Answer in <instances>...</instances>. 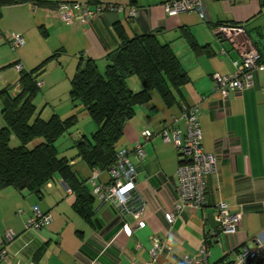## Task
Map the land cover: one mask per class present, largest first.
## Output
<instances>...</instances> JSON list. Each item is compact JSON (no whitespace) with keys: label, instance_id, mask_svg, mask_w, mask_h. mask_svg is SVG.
Returning a JSON list of instances; mask_svg holds the SVG:
<instances>
[{"label":"crops","instance_id":"crops-1","mask_svg":"<svg viewBox=\"0 0 264 264\" xmlns=\"http://www.w3.org/2000/svg\"><path fill=\"white\" fill-rule=\"evenodd\" d=\"M42 1H51L54 5L31 2L0 8V70L5 68L1 73L8 71L16 83L19 71L17 75L12 63L29 70L60 51L46 64L40 77L42 97L47 103L54 98L69 99V90H65L70 89V79L80 58L94 59L103 71L104 56L123 40L154 33L161 43L170 45L187 81L180 88H171L173 99L169 103L159 91L152 90L150 99L139 105L125 123L118 146L131 150L142 130L158 133L174 118H177L174 127L183 134L185 122L179 119L180 104H197L202 147L217 155L218 172L205 176L206 205L183 206L175 212L173 222H168L164 212L179 203L176 170L180 157L172 142L154 136L145 144L142 157L134 153L128 157L137 171L136 193L146 203L140 217L145 226L137 228L138 219L131 212L135 203L122 211L93 192L88 180L92 169L76 157L74 142L81 136L90 137L96 128L91 119L82 126L84 130L77 124L60 137L63 142L65 136L71 141V158L66 157L76 178L66 181L56 175L38 192L18 191L10 186L0 188V241L5 231L15 233L8 243L10 257L35 264H142L150 258L148 249L152 238L170 236V251L160 256L158 264L182 263L185 255L197 253L204 238L209 255L202 264H214L257 235L264 236V71L255 72L253 85L241 95L231 96L226 115L215 109L220 96L212 77L213 73L232 74L234 62L240 61L242 52L248 49L257 51L264 61V9L260 0H204L208 18L205 21L193 10L167 15L162 8L166 0ZM72 1L92 9L103 4L135 7L137 13L129 17L126 9L105 11L90 23H67L61 13ZM219 25L230 28L225 32L216 31ZM11 34H19L24 39V45L18 47L21 50L14 56L1 46ZM193 41L206 48L195 49ZM128 82L134 89L141 88L136 76ZM14 87L17 92V86ZM43 111H40L41 117ZM56 111L53 113L60 118L67 117ZM82 112L83 116L87 114ZM231 150L234 154L228 157L226 154ZM108 181L109 174L102 172L99 182ZM83 194L88 201V218L75 205L77 197ZM79 200L82 202V197ZM221 200L232 211L243 209V214L233 235L220 234V241L214 242L209 235L215 228V206ZM34 205L49 212L51 221L40 230H26L24 222L32 215Z\"/></svg>","mask_w":264,"mask_h":264},{"label":"trees","instance_id":"trees-1","mask_svg":"<svg viewBox=\"0 0 264 264\" xmlns=\"http://www.w3.org/2000/svg\"><path fill=\"white\" fill-rule=\"evenodd\" d=\"M31 2L54 5L42 0H0V8ZM260 3L264 9V0ZM192 45L199 51L206 48L199 47L195 41ZM59 54L60 51L54 52L29 70L22 68L17 82L0 90L3 122L0 125V188L10 186L18 191L38 192L56 175L66 181L76 178L70 160L59 156L56 141L77 124L81 111L91 116L96 129L90 137L81 136L74 142L76 157L91 169L96 167L106 172L120 149L118 142L125 123L139 105L150 99V92L159 91L169 103L173 99L171 88H180L187 81L168 43H161L154 33L136 35L126 38L104 56L103 71L94 59L80 58L70 79L72 113L66 118L53 113L45 119L37 112L33 99L42 87L38 81L46 64ZM132 76L138 78L140 89L129 85ZM14 86L18 90L12 94L10 90ZM86 198L84 194L78 196L75 205L88 218ZM224 258L214 264H220Z\"/></svg>","mask_w":264,"mask_h":264},{"label":"built area","instance_id":"built-area-1","mask_svg":"<svg viewBox=\"0 0 264 264\" xmlns=\"http://www.w3.org/2000/svg\"><path fill=\"white\" fill-rule=\"evenodd\" d=\"M163 11L169 15H177L181 12L193 10L198 17L207 20L204 0H166L162 3ZM126 7L117 4H103L95 8H90L84 3L72 1L66 4L65 10L61 13V18L67 23L77 21L79 23H90L98 19L105 11H123ZM127 10L129 17L136 16L137 9L129 7ZM230 27L219 25L216 31L225 32ZM8 42L12 48H18L24 45V39L19 34H11ZM14 68L20 71L23 67L16 63ZM234 72L232 74L220 75L213 73L212 77L215 83V91L219 93L220 101L215 109L220 114L226 115L228 112V102L232 95H241L245 89L253 85L254 74L258 69L264 71V61H261L260 55L254 49H248L242 52L241 60L234 62ZM42 86L43 82L38 81ZM264 90V87H262ZM179 119L185 122V132L182 134L179 128H175L173 122L165 123L158 133L150 130H142L140 138L134 147L129 150L120 148L117 151L116 159L107 169L110 179L106 183L99 182V176L103 172L99 168H92L88 180L93 185V192L103 201L113 204L120 210L130 209V205L135 203L131 210L134 217L138 219L137 228L145 226V222L140 219L143 214L146 203L141 201L135 188V177L137 174L135 166L130 162L129 155L134 153L137 157H142L145 153L144 146L154 136L159 135L163 141L172 142L175 145L180 161L176 170L179 192V203L175 204L170 210L164 212L168 222H173L175 212L183 206L200 208L207 203V188L205 176L216 174L218 172V157L214 152H206L202 147V134L199 123V108L197 104H180ZM233 150L227 152L228 157H232ZM141 201V202H139ZM243 214V209L232 211L227 202L221 200L215 206L213 215L214 226L210 233V238L214 242L220 241V234L230 237L237 231ZM51 221V214L42 211L38 206L32 207V215L25 222L26 230H40ZM15 237L11 230L4 232V238L0 241V263L7 264H35L31 261H23L19 258L10 257L8 243ZM202 239L200 247L194 256L185 255L180 264H202L207 261L209 250ZM172 238L166 236L163 238H152L148 253L150 258L142 264H158L159 258L164 252L170 251ZM140 248V245H137ZM179 264V263H178ZM220 264H264V236L257 235L249 243L234 248V250L225 255Z\"/></svg>","mask_w":264,"mask_h":264},{"label":"rangeland","instance_id":"rangeland-1","mask_svg":"<svg viewBox=\"0 0 264 264\" xmlns=\"http://www.w3.org/2000/svg\"><path fill=\"white\" fill-rule=\"evenodd\" d=\"M9 38H10V36L8 37V39ZM8 39L6 40L4 38V40L1 42V43H3V44H1V46L4 47V50L6 49L7 51H10V53L14 56L17 53H19L21 48H15V49L12 48L10 46L9 42H8ZM12 68L14 69V72H16V74H17L18 70H16L13 65H12ZM3 70H5V68L0 70V90L6 84H10V85L15 84V80H16L15 77L13 79H10L8 71L1 73V71H3ZM51 73H52V71L49 70V74H51ZM12 77H13V75H12ZM6 80H9V81H6ZM66 89L67 90H65V91L69 90L68 87ZM60 90L61 91L63 90V85H61ZM10 92L12 94H15L16 93V88L12 87ZM34 104L36 106L37 112H40V111H42L44 109V111L42 113V117L45 118V119L48 118L53 112H57L56 109L60 112V114H62L61 116H65V117L69 116V114H71L72 111H73V106H72L70 100L67 99L66 97L64 99L54 98V99H52V101L47 103L46 100L42 97V89L39 90L37 99L35 100ZM85 113H87V112H85ZM84 117H87L88 119L85 118V120H84ZM90 119H91V116H89L88 113L84 114V116H83V112L82 113L81 112L78 113V122H77V124L80 126L81 130H84V127H82V126H86L85 122L90 120ZM1 121L2 120H0V125L3 124V122H1ZM95 128H96V124H95ZM75 129L76 128L72 129L71 131H74ZM65 137H67L65 142H63L64 141L63 138H60L56 142L58 153H59V156H67L68 158H71L70 157L71 154L69 153L70 149H71L70 148L71 147V141L69 140L68 136H65ZM14 143H16V142H14ZM74 152H75V150H74Z\"/></svg>","mask_w":264,"mask_h":264}]
</instances>
